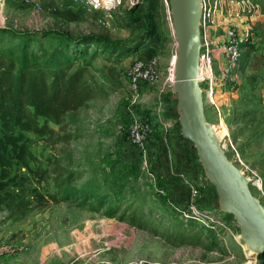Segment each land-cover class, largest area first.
Wrapping results in <instances>:
<instances>
[{
  "label": "rangeland",
  "instance_id": "1",
  "mask_svg": "<svg viewBox=\"0 0 264 264\" xmlns=\"http://www.w3.org/2000/svg\"><path fill=\"white\" fill-rule=\"evenodd\" d=\"M33 1L41 5L38 12L25 0H0V27L20 32L56 29L74 37L94 34L131 45L143 33L144 24L152 21L156 34L145 48L122 61H108L101 55L94 59L90 73L101 92L75 113L71 123L67 119L61 126L51 124L54 135L28 134L31 150L49 174L57 165L60 171L80 173L79 179L72 180L78 189H88L94 179L110 194L121 187V201L108 199L103 207L80 198L56 203L47 194L56 191L51 177L38 183L27 175L16 197L15 203L21 200L20 208L9 213L4 212L7 201L0 206V264H264V254L255 255L242 243L232 216L219 211L218 197L208 181L202 180L206 187L198 210L221 218L224 226L215 229L184 217L180 211H187L189 190L183 197L186 203L174 200L150 157L149 170L158 179L153 186L138 153L127 142L132 115L148 116L158 99L165 104L166 118L172 111L170 131L177 135L176 97L171 92L175 42L164 0H140L132 6L123 0L102 21L73 0ZM245 1L250 4L234 22L253 35L250 43L241 46L235 84L232 89L221 84L212 100L205 82L201 88L207 121L218 129L225 153L248 178L250 191L264 206V37L260 38L256 28L264 19V0ZM146 14L151 17L133 20V16ZM134 57L155 59L158 75L154 84L141 86L135 100L125 76ZM153 126L155 134L161 132L158 123ZM66 164L71 168L66 170ZM194 170L196 175L203 173L199 162ZM20 173L26 172L22 169ZM105 176L108 184L102 183ZM111 181L116 187H109ZM207 189L211 195L204 197ZM118 204L122 205L111 214Z\"/></svg>",
  "mask_w": 264,
  "mask_h": 264
},
{
  "label": "trees",
  "instance_id": "2",
  "mask_svg": "<svg viewBox=\"0 0 264 264\" xmlns=\"http://www.w3.org/2000/svg\"><path fill=\"white\" fill-rule=\"evenodd\" d=\"M149 14L133 16V20L148 19ZM155 34L156 25L152 21L144 24L143 33L131 45L114 43L94 34L74 37L56 29L20 32L0 27V206L7 201L4 212L20 208L21 200L15 203L16 197L22 192L20 182L27 175L37 178L38 183L51 177L56 191L47 194L56 203L80 198L81 202L91 200L103 207L108 199L121 201L122 189L116 187L115 181L109 183L110 188L116 187L112 194L103 191L95 179L86 190L73 186L72 180L81 175L67 170L71 164L64 165L67 171H60L54 165L49 174L31 150L28 134L54 135L51 124L61 126L67 119L71 123L75 113L101 92L100 84L90 73L94 59L101 55L108 61H122L152 42ZM175 119V133L183 139L178 117ZM22 169L26 173H20ZM105 179L106 176L102 183L108 184ZM5 195L10 199H4ZM119 205L111 208V214Z\"/></svg>",
  "mask_w": 264,
  "mask_h": 264
},
{
  "label": "water",
  "instance_id": "3",
  "mask_svg": "<svg viewBox=\"0 0 264 264\" xmlns=\"http://www.w3.org/2000/svg\"><path fill=\"white\" fill-rule=\"evenodd\" d=\"M176 43L172 94L181 137L193 146L206 180L218 197L219 210L232 216L240 240L255 255L264 254V206L250 191L249 180L227 157L204 112L199 82L201 0H167Z\"/></svg>",
  "mask_w": 264,
  "mask_h": 264
},
{
  "label": "built area",
  "instance_id": "4",
  "mask_svg": "<svg viewBox=\"0 0 264 264\" xmlns=\"http://www.w3.org/2000/svg\"><path fill=\"white\" fill-rule=\"evenodd\" d=\"M73 1L82 4L99 21L111 17V12L123 2V0ZM138 1L140 0H127L128 6H132ZM25 2L31 5L35 12L41 10V5L37 2L33 0H25ZM164 3L168 9V1L164 0ZM249 4V1L245 0H201L199 82L200 86L202 82L207 84L208 95L211 100L217 87L222 84V86L232 89L238 78L241 46L243 43H250L253 34L249 31V28L237 25L234 20L236 15L238 16L240 11H244ZM169 21L171 23L170 14ZM218 45L221 52L219 59L216 60L215 47ZM156 66L155 59L146 61L138 57L134 58L128 65L125 76L133 100L138 97L142 85H152L156 82L158 76ZM172 72L171 65V76ZM164 109V102L158 99L151 114L142 118L132 115L126 129L127 142L138 153L142 170H144L153 186H155L157 179L149 170V147L154 136V122L159 124L163 137L170 132V122L164 116ZM172 175L178 178L189 190L190 201L186 208L187 211L184 209L180 211L182 215L200 222L206 228L215 229L217 225L222 226V220L221 218L218 219L219 217L216 214L201 213L198 210V201L205 188L202 180L207 181L204 174H197L196 179L198 181L188 178L183 173H173ZM170 206L176 209L171 203ZM187 213H190V215H187Z\"/></svg>",
  "mask_w": 264,
  "mask_h": 264
},
{
  "label": "crops",
  "instance_id": "5",
  "mask_svg": "<svg viewBox=\"0 0 264 264\" xmlns=\"http://www.w3.org/2000/svg\"><path fill=\"white\" fill-rule=\"evenodd\" d=\"M256 28L260 32V38L263 39L264 19L259 20ZM220 52L221 48L218 45L215 47L216 60L219 59ZM168 113L167 119H171L172 111ZM150 157L154 159L152 163L156 173L159 175V180H163L162 182L166 186L165 191L170 193L173 199L180 204L186 203L187 201L184 198L188 195V189L172 174L183 173L190 179L197 177L194 169L196 162L198 164V159L191 143L179 138L171 131L165 137L158 131L156 134L154 133L153 140L150 143L149 161ZM203 184L205 185L206 183ZM209 194L211 195L209 189H207L204 197Z\"/></svg>",
  "mask_w": 264,
  "mask_h": 264
},
{
  "label": "bare ground",
  "instance_id": "6",
  "mask_svg": "<svg viewBox=\"0 0 264 264\" xmlns=\"http://www.w3.org/2000/svg\"><path fill=\"white\" fill-rule=\"evenodd\" d=\"M171 24V23H170ZM173 39H174V36H173ZM174 42H175V40H174ZM176 44V43H175ZM174 60H175V55H173V58H172V60H171V65H172V69H173V65H174ZM201 76H202V74H201ZM172 79H173V72H172ZM215 129V128H214ZM215 131H216V133H217V131H218V129H215ZM217 135H218V133H217ZM219 137V136H218Z\"/></svg>",
  "mask_w": 264,
  "mask_h": 264
}]
</instances>
